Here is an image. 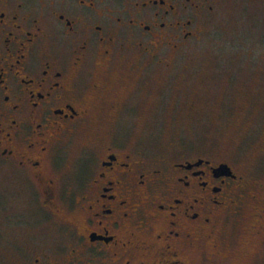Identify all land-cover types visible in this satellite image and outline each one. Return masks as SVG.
I'll return each instance as SVG.
<instances>
[{
  "label": "flooded vegetation",
  "instance_id": "flooded-vegetation-1",
  "mask_svg": "<svg viewBox=\"0 0 264 264\" xmlns=\"http://www.w3.org/2000/svg\"><path fill=\"white\" fill-rule=\"evenodd\" d=\"M223 1L0 0V163L67 241L22 264H192L204 247L229 256L224 228L249 203L242 230L264 234L262 181L204 153L149 159L116 124L137 113L131 95L148 65H163V49L175 53ZM101 117L112 120L95 125L71 176L58 174L59 149Z\"/></svg>",
  "mask_w": 264,
  "mask_h": 264
},
{
  "label": "rangeland",
  "instance_id": "rangeland-1",
  "mask_svg": "<svg viewBox=\"0 0 264 264\" xmlns=\"http://www.w3.org/2000/svg\"><path fill=\"white\" fill-rule=\"evenodd\" d=\"M198 30L175 53L164 48L163 65H148L131 95L137 113L116 122L122 140L149 159L204 153L264 183V0H224ZM106 120L112 118H93L59 149L58 174L71 176L67 169L93 141L95 125L97 132ZM35 204L20 173L0 163V264H22L44 249L65 252L62 227ZM247 206L241 223L224 228L231 254L213 256L204 247L190 257L192 264H264V234L242 230L253 226ZM82 257L61 256L73 264Z\"/></svg>",
  "mask_w": 264,
  "mask_h": 264
},
{
  "label": "water",
  "instance_id": "water-1",
  "mask_svg": "<svg viewBox=\"0 0 264 264\" xmlns=\"http://www.w3.org/2000/svg\"><path fill=\"white\" fill-rule=\"evenodd\" d=\"M220 169L223 170V171H226V173H228L227 171H229L228 165H221Z\"/></svg>",
  "mask_w": 264,
  "mask_h": 264
}]
</instances>
